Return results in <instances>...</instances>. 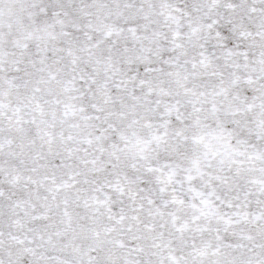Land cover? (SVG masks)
Here are the masks:
<instances>
[{"label":"snow or ice","instance_id":"snow-or-ice-1","mask_svg":"<svg viewBox=\"0 0 264 264\" xmlns=\"http://www.w3.org/2000/svg\"><path fill=\"white\" fill-rule=\"evenodd\" d=\"M0 264H264V0H0Z\"/></svg>","mask_w":264,"mask_h":264}]
</instances>
